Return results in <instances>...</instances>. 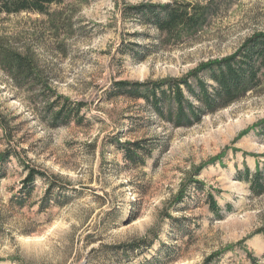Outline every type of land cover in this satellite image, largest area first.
I'll list each match as a JSON object with an SVG mask.
<instances>
[{
    "label": "rangeland",
    "instance_id": "1",
    "mask_svg": "<svg viewBox=\"0 0 264 264\" xmlns=\"http://www.w3.org/2000/svg\"><path fill=\"white\" fill-rule=\"evenodd\" d=\"M146 4L189 6L199 26L161 35L125 15ZM260 32L264 0H61L46 15H0V264H264V194L237 178L264 170V72L191 128L108 96L115 82L182 79ZM15 57L42 89L83 105L80 125H48L40 86L8 68ZM133 142L142 150L126 160L118 145ZM24 167L57 179L56 203L39 210L42 181L20 194Z\"/></svg>",
    "mask_w": 264,
    "mask_h": 264
},
{
    "label": "trees",
    "instance_id": "2",
    "mask_svg": "<svg viewBox=\"0 0 264 264\" xmlns=\"http://www.w3.org/2000/svg\"><path fill=\"white\" fill-rule=\"evenodd\" d=\"M60 3L61 0H0V15L21 13L46 15L50 6ZM125 15L131 16L140 26L161 35L177 36V33L183 30L194 32L200 22L195 10L192 12L189 6L177 4L135 5L128 7ZM15 58L16 60H10L8 68L14 70L19 79L29 75L30 84L40 86V93L35 96V106L44 104L43 117L47 118L48 125L53 129L71 123L80 125L83 120L80 117L83 105L57 96L49 89H42L37 78L31 77L33 74L28 64L19 57ZM263 72L264 32H260L247 38L232 56L200 65L182 79L151 83L115 82L108 96L110 99L141 101L147 111L159 121L170 124L173 128H191L199 124L203 117L215 114L256 91L261 86ZM261 131L264 135V127ZM141 144L125 143L118 145V148L126 160L132 161L141 152ZM24 170L26 174L20 194L25 193V196L29 197L35 189L36 181H42L46 189L39 210L43 211L51 203H56L58 198L54 196V191L59 189L57 179L54 177L48 179L45 173L29 167H24ZM237 178L248 183L249 190L254 196L264 194V170L251 173L245 168ZM206 199L210 211L219 214V207L213 197L207 195ZM141 243L143 245L144 241ZM119 248L108 249L110 251L106 256L130 254L135 252L139 245L134 243L128 248L124 249V246ZM248 259L250 264H258L255 258L248 256ZM151 263L162 264L157 258L148 264Z\"/></svg>",
    "mask_w": 264,
    "mask_h": 264
}]
</instances>
